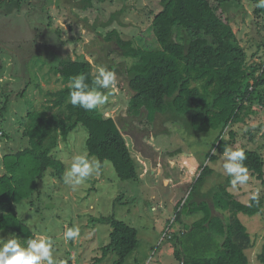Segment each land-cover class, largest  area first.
Wrapping results in <instances>:
<instances>
[{
	"label": "trees",
	"instance_id": "trees-1",
	"mask_svg": "<svg viewBox=\"0 0 264 264\" xmlns=\"http://www.w3.org/2000/svg\"><path fill=\"white\" fill-rule=\"evenodd\" d=\"M31 1L0 0V11L8 3L15 2L22 11ZM96 1L103 0H81L78 7L87 13L95 8ZM233 1L161 0L162 8L153 14L150 27L157 48L140 46L136 37L126 39L117 28L107 33L104 45L100 44L102 54L109 56L114 47L120 51L123 64L121 67L117 64L115 67L111 62L101 65L124 74L133 93L128 108L129 119L125 122L107 117L100 108L89 112L73 107L69 103V83L80 74H86L90 83L95 76L93 64L85 56L73 59L68 54L58 61L51 71L62 87L46 93L42 86L35 87L41 90L45 100L22 118L23 127L18 130H22L24 147L17 149L14 146L11 132L14 126L10 131L0 127L1 137L9 144V150L2 158L4 172L0 175V233H12L24 240L35 234L21 219L18 209L26 201L29 206L24 207L32 208V197L36 192L39 194L41 181L49 177L55 185L57 181L63 182L66 164L58 158L61 147L80 126L88 133L86 151L89 158L101 162L100 171L110 163L124 182H142L141 166L127 137L132 139L138 154L152 158L143 154V141L150 131L138 125L146 121L152 125L154 137L169 135L167 128L157 130L160 122L162 125L180 124L196 139L214 138V152L209 153L211 163L220 159L225 148L243 149L249 175L264 183L262 152L236 146L238 134L234 127L248 125L247 120L257 115L258 106L264 109V58L248 65V54L240 46L226 14V3ZM249 1L254 5L255 18L264 26V9L256 7L257 0ZM127 9L123 8L102 27H112ZM26 91L27 86L17 97L24 96ZM99 91L103 93L105 89ZM10 99L11 94L0 107L1 120ZM248 135L251 141L255 140L250 129ZM180 153L181 150L172 151L159 158L154 150L153 156L162 164L166 177L176 181L179 172L170 166L169 157ZM213 174L210 165L204 167L200 176L180 191L175 200V220L179 223L186 210L188 216L201 217L179 233L170 228L167 230L170 232L168 241L176 250L174 258L178 264H251L248 251L254 247V242L241 216L253 218L263 214L264 196H259L258 203L252 199L249 203L242 202L230 191V177L208 188V179ZM93 221L111 226L110 243L101 248V256L95 258L93 264L103 262L111 254L117 256L112 264H125L138 250V229L112 216ZM258 262L264 264V244Z\"/></svg>",
	"mask_w": 264,
	"mask_h": 264
},
{
	"label": "rangeland",
	"instance_id": "rangeland-1",
	"mask_svg": "<svg viewBox=\"0 0 264 264\" xmlns=\"http://www.w3.org/2000/svg\"><path fill=\"white\" fill-rule=\"evenodd\" d=\"M79 2L81 0H33L22 11L18 10L15 2L8 3L0 11V107L8 101L7 95L11 94L12 98L4 119H0V127L10 131L14 126L11 132L17 149L24 147L22 130H18L23 127L22 118L27 112L35 110L36 104L45 100L41 90L35 87L42 86L44 93L62 87L51 70L65 55L73 59L85 56L93 64L95 75L100 67H104L101 65L104 62V65L111 62L115 67L116 64L121 67L123 60L120 51L111 47L112 51L107 56L102 54L103 46L100 45H104L105 36L114 28L126 39L136 37L140 46L158 47L150 27L153 14L162 8L161 0L96 1L95 8L87 13L78 7ZM125 7L128 9L120 15L119 21H114L112 27H102L104 22L110 21ZM225 9L240 46L248 54V65L262 61L264 26L261 20L255 18L253 3L249 0H234L226 3ZM109 71L114 73L115 83L102 93L108 96V100L99 108L107 117H114L119 123L125 122L129 119L128 108L133 93L125 82L124 74L120 75L113 69ZM26 86L24 96L17 97ZM257 109V115L247 120L248 125L234 127L238 134L236 146L258 150L264 155V109L260 106ZM138 125L150 131L143 141V154L152 158L146 159L138 154L132 139L127 137V141L140 163L142 182L120 180L109 163L89 177L77 191H72L63 182L57 181L55 185L48 177L41 181L39 194L36 192L32 197V208L24 207L29 206L28 201L19 207L21 219L34 228L35 234L52 239L55 256L64 264H93L95 255L101 256L100 248L110 243L111 226L93 220L111 216L139 231L138 250L125 264H178L174 258L173 244L168 241L170 232L167 230L170 228L172 232L179 233L186 225L190 226L201 217L188 216L186 210L181 223L175 220V200L180 196V191L194 182L207 165L214 170L208 179V188L227 180L228 176L222 167V155L217 162L211 163L209 160L214 138L196 139L189 136L180 124L162 125L160 122L157 123V130L164 131L167 128L166 134L169 135L154 137L152 125L146 121ZM249 129L256 136L254 141L248 135ZM87 138V130L80 126L69 141L62 145L61 155L66 158L65 164L70 162L71 156L87 153ZM2 139L0 175L4 172L2 158L9 150V144L5 138ZM154 150L158 152L159 158L181 150L180 155L169 157L170 166L179 172L178 181L166 177L160 161L156 160V156L153 158ZM230 191L242 202L249 203L254 192L259 191V196H264V183L250 176L246 185L231 187ZM118 198L121 200L116 201ZM241 219L254 242V247L248 251L251 264H259L258 255L264 244V213L253 218L243 215ZM70 226L79 228L80 234L74 241L65 242L63 233ZM4 233L9 235L8 232ZM20 240L22 243L25 241ZM70 252H75L76 256L72 258ZM116 259L117 256L113 254L103 264H112Z\"/></svg>",
	"mask_w": 264,
	"mask_h": 264
},
{
	"label": "clouds",
	"instance_id": "clouds-1",
	"mask_svg": "<svg viewBox=\"0 0 264 264\" xmlns=\"http://www.w3.org/2000/svg\"><path fill=\"white\" fill-rule=\"evenodd\" d=\"M256 7L264 9V0H257ZM114 83V73L104 67L98 69L90 83L86 74L77 75L69 83V103L73 107L89 112L98 110L108 100V96L99 90L110 89ZM58 158L62 161L66 160L63 155ZM221 158L223 170L230 177L233 188L249 182V170L244 163L247 156L243 149L225 148ZM100 167L101 162L89 159L87 153L73 155L70 162H66L63 183L72 191H77L89 177L98 173ZM251 199L258 203L259 191L252 193ZM79 234V228L66 227L63 239L65 242L74 241ZM0 264H64V262L55 256L54 244L50 237L34 234L23 243L13 235L7 239L0 238Z\"/></svg>",
	"mask_w": 264,
	"mask_h": 264
},
{
	"label": "crops",
	"instance_id": "crops-1",
	"mask_svg": "<svg viewBox=\"0 0 264 264\" xmlns=\"http://www.w3.org/2000/svg\"><path fill=\"white\" fill-rule=\"evenodd\" d=\"M32 211V210H31ZM19 215H20V213H19ZM34 229V228H33ZM2 233H4V232H2ZM2 233H0V238H4V239H7L10 235H13L12 233H8L9 235H5V233H4V236H3V234ZM14 236V235H13ZM15 237V236H14ZM15 238H17V237H15ZM18 239V238H17ZM20 240V239H19ZM101 249V248H100ZM101 252V251H100ZM70 255H71V257L72 258H74L76 255H75V252H70ZM112 255L113 254H111V255H109L110 257H112ZM96 257L95 258H97V257H100V255L98 256V255H95ZM108 258V257H107ZM107 258L103 261V262H101V263H99V264H103L106 260H107ZM80 264H82V263H80ZM83 264H86V263H84L83 262Z\"/></svg>",
	"mask_w": 264,
	"mask_h": 264
}]
</instances>
